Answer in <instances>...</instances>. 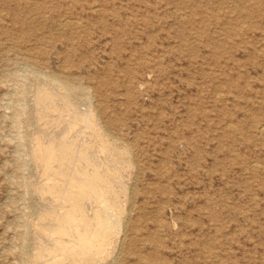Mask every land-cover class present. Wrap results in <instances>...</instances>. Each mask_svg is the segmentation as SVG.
<instances>
[{"label": "rangeland", "instance_id": "1", "mask_svg": "<svg viewBox=\"0 0 264 264\" xmlns=\"http://www.w3.org/2000/svg\"><path fill=\"white\" fill-rule=\"evenodd\" d=\"M43 82L131 151L121 233L86 264H264V0H0V264L50 241Z\"/></svg>", "mask_w": 264, "mask_h": 264}, {"label": "bare ground", "instance_id": "2", "mask_svg": "<svg viewBox=\"0 0 264 264\" xmlns=\"http://www.w3.org/2000/svg\"><path fill=\"white\" fill-rule=\"evenodd\" d=\"M74 92L44 82L35 92L44 125L52 120L64 124L59 132L42 128L31 142V156L42 170L34 189L49 202L40 209L36 228L50 241L38 244L31 256L32 262L41 264L103 260L121 233L125 212L121 197L127 189L122 178L133 163L130 147L109 137L92 108L80 110ZM54 113V119H47ZM258 130L264 134V121Z\"/></svg>", "mask_w": 264, "mask_h": 264}]
</instances>
